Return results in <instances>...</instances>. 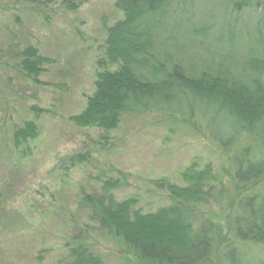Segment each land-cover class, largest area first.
<instances>
[{"label":"rangeland","instance_id":"obj_1","mask_svg":"<svg viewBox=\"0 0 264 264\" xmlns=\"http://www.w3.org/2000/svg\"><path fill=\"white\" fill-rule=\"evenodd\" d=\"M117 1L0 0V264H74L81 244L102 264H140L120 254L80 209L84 193L100 197L113 188L117 203L132 202L146 216L170 207L167 188L188 187L187 171L213 176L205 178L212 192L196 228L205 218L215 224L214 264H223L235 246L230 240L238 206L262 184L237 183L233 155L195 128V115L129 114L111 133L71 120L95 97L99 73L117 69L107 59L103 64L108 30L125 19ZM212 1L202 3L196 17L206 28L200 38L206 47L197 53L219 58L236 48L239 66L259 40L264 51V38H252L264 24V8H246L253 0H243L238 12L214 8ZM29 47L50 60L38 82L21 66V52ZM26 122H34L39 135L18 147L13 133ZM237 247L245 264H264L262 247Z\"/></svg>","mask_w":264,"mask_h":264},{"label":"trees","instance_id":"obj_2","mask_svg":"<svg viewBox=\"0 0 264 264\" xmlns=\"http://www.w3.org/2000/svg\"><path fill=\"white\" fill-rule=\"evenodd\" d=\"M206 1L118 0L125 19L108 30L103 63L106 66L107 59L117 69L99 73L95 97L71 120L81 128L111 133L129 114L160 113L170 120L178 114L195 115L200 121L193 123L195 128L207 130L218 150L233 155L237 183L262 184L240 202L230 240L235 246L224 254L223 264H245L238 245L264 249V51L257 47L259 40L249 50V61L239 66L236 48L219 58L197 53L206 47L200 39L206 28L196 22ZM212 3L214 8L238 12L246 4ZM249 6L264 8V0H253ZM255 28L252 38H264V24ZM21 55L27 77L38 82L50 60L36 47L23 49ZM13 134L15 145L21 147L36 139L39 130L34 122H26ZM209 175L208 180L213 178ZM206 177L187 171L183 178L189 186H168L171 205L155 214L142 216L132 202L117 203L110 193L113 188L100 197L84 193L80 209L101 225L120 254L140 264H214L216 226L205 218L196 228L199 211L208 205L212 192ZM86 247L81 244L73 252L74 264H102Z\"/></svg>","mask_w":264,"mask_h":264}]
</instances>
